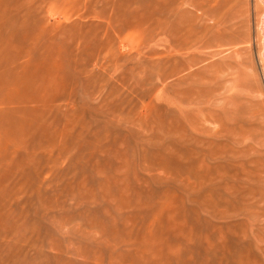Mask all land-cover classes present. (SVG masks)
Here are the masks:
<instances>
[{
	"label": "rangeland",
	"instance_id": "1",
	"mask_svg": "<svg viewBox=\"0 0 264 264\" xmlns=\"http://www.w3.org/2000/svg\"><path fill=\"white\" fill-rule=\"evenodd\" d=\"M0 73V264H264V0H0Z\"/></svg>",
	"mask_w": 264,
	"mask_h": 264
},
{
	"label": "bare ground",
	"instance_id": "2",
	"mask_svg": "<svg viewBox=\"0 0 264 264\" xmlns=\"http://www.w3.org/2000/svg\"><path fill=\"white\" fill-rule=\"evenodd\" d=\"M12 69V68H11ZM1 73H2V71H1ZM0 73V74H1ZM3 74V73H2ZM2 74L0 75L1 77H2ZM15 74V73H14ZM13 75V74H12ZM2 78H4V77H2ZM17 78V77H16ZM4 80V79H3ZM3 80H2V82H3ZM0 82H1V79H0ZM1 82V83H2ZM0 83V84H1ZM4 83V82H3ZM9 83V82H8ZM1 85H3V84H1ZM0 85V86H1ZM5 85V84H4ZM3 85V86H4ZM5 88H7L6 86H5ZM5 88H4V90H5ZM21 88V87H20ZM3 89V88H2ZM1 90V89H0ZM17 90V89H16ZM7 91V90H6ZM10 90H8V92H9ZM11 92V91H10ZM9 92V93H10ZM14 94H15V92L14 91H12ZM20 92V91H19ZM23 93V92H22ZM6 95V94H5ZM12 95V94H11ZM17 95V94H16ZM3 96V95H2ZM1 96V97H2ZM10 96H8V98H9ZM15 97V96H14ZM14 97H13V100H11V101H15L16 102V100L14 99ZM3 98V97H2ZM12 98V97H11ZM6 99H7V97H6ZM4 100V99H3ZM8 100V99H7ZM34 100V99H33ZM5 101V100H4ZM9 101V100H8ZM14 102V103H15ZM17 102H18V100H17ZM10 103V102H9ZM38 103V102H37ZM16 104V103H15ZM17 104H20V103H17ZM0 106H3V103L1 102V99H0ZM13 106L14 105H12V107L11 108H13ZM9 107H10V105H9ZM0 108H2V107H0ZM13 110V109H12ZM19 110V109H18ZM3 113V112H2ZM5 114V113H4ZM9 114V113H8ZM3 115V114H2ZM29 129V128H28ZM19 130V128H0V170H2L3 169V167H4V165L2 164V158H4L5 157V151H4V148H3V145H5V144H10V143H12V145H14L15 144V142L16 143H19V140H21V138L18 140L17 138H16V136H15V132H17ZM19 132V131H18ZM19 134V133H18ZM22 140H24V139H22ZM27 140V139H26ZM25 142V141H24ZM14 143V144H13ZM11 145V144H10ZM14 146H16L17 148L19 147V145L17 146V144L16 145H14ZM21 148H24V147H21V145H20V147H19V149H21ZM17 150V149H16ZM23 151H25L24 149H23ZM10 154H11V152H9ZM26 153V152H25ZM33 156V155H32ZM25 157V156H24ZM29 160H30V158H31V155L29 156V157H27ZM26 158V159H27ZM27 159V160H28ZM31 161V160H30ZM6 162V161H5ZM34 162V161H33ZM5 164V163H4ZM6 164H9V162H7ZM11 164V163H10ZM28 164H29V162H28ZM17 165V164H16ZM8 166V165H7ZM33 166V165H32ZM6 167V166H5ZM9 167V166H8ZM34 167V166H33ZM35 169V168H34ZM28 170V169H27ZM4 171V170H3ZM16 171V170H15ZM4 172H6V171H4ZM3 172V173H4ZM10 172V171H9ZM17 172V171H16ZM8 173V172H7ZM7 173H5V174H7ZM12 173V172H11ZM2 174V173H1ZM21 174H22V172H21ZM3 175V174H2ZM1 175V176H2ZM0 176V177H1ZM5 176V175H4ZM3 177V176H2ZM4 178H6V177H4ZM16 179V178H15ZM1 180L3 181V178H1ZM2 181H0V182H2ZM4 186V185H3ZM19 188V187H18ZM0 189H1V187H0ZM25 189V188H24ZM2 191V190H1ZM2 193H4L3 191H2ZM6 196V195H5ZM9 196V195H8ZM1 197V196H0ZM2 199H3V197H1ZM1 200V199H0ZM5 201H7V199L5 200ZM4 203V202H3ZM1 209V208H0ZM1 212V211H0ZM1 213H3V212H1ZM10 215V214H9ZM24 215V214H23ZM15 218V217H14ZM21 218H22V216H21ZM5 219V218H4ZM16 219V218H15ZM14 219V220H15ZM17 219H20V218H17ZM0 221H2V220H0ZM18 221V220H17ZM2 223V222H1ZM8 224V223H7ZM10 224V223H9ZM15 224V223H14ZM18 224V223H17ZM20 224V223H19ZM0 225H2V224H0ZM21 225V224H20ZM25 225V224H24ZM13 226V225H12ZM11 226V227H12ZM1 227V226H0ZM15 227V226H14ZM2 228H3V226H2ZM1 228V229H2ZM4 228H6V226L4 225ZM8 229V228H7ZM12 229H13V227H12ZM16 229V228H15ZM23 229V228H22ZM22 229H21V231H22ZM26 229V228H25ZM31 229V228H30ZM29 229V230H30ZM3 230V229H2ZM8 231V230H7ZM20 231V230H19ZM18 231V232H19ZM20 231V232H21ZM5 232V231H4ZM3 233V232H2ZM6 233H8V232H6ZM25 234H27L26 232H24ZM9 234V233H8ZM20 235V234H19ZM22 235V234H21ZM20 235V236H21ZM17 236H18V234H17ZM12 238V237H11ZM22 238V237H21ZM24 238V237H23ZM21 241V240H20ZM1 242H5L4 241V239L1 241ZM8 243H9V241H7ZM2 244V243H1ZM2 245H4V244H2ZM18 245V244H17ZM7 247H9V246H7ZM17 247V246H16ZM16 249V248H15ZM9 253V252H8Z\"/></svg>",
	"mask_w": 264,
	"mask_h": 264
}]
</instances>
